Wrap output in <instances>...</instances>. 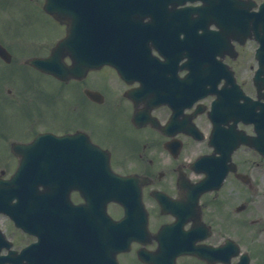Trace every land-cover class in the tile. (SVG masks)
Here are the masks:
<instances>
[{"label":"flooded vegetation","instance_id":"obj_1","mask_svg":"<svg viewBox=\"0 0 264 264\" xmlns=\"http://www.w3.org/2000/svg\"><path fill=\"white\" fill-rule=\"evenodd\" d=\"M215 1L188 5L233 8ZM253 2L251 10L264 5ZM2 6V23L9 24L10 0ZM197 34L198 43L187 47L197 51L189 53L173 45L190 42L187 35L140 38L151 44L153 59L127 67L126 78L105 64L67 82L16 67L15 37L0 34V49L10 53L0 55V177L11 178L21 161L18 183L32 189L26 197L0 200V264H112L105 216L119 219L125 209L102 197L104 190L96 194L94 152L78 137L73 148L55 138L76 132L104 149L116 172L141 178L148 232L143 237L146 226L136 213L140 221L125 227L139 240L117 253L118 264H264V155L239 145L240 136L264 133V79L259 89L254 79L258 43ZM132 56L148 57L124 53L120 59L133 65ZM239 87L250 100L240 98ZM214 102L221 105L215 133ZM241 106L249 116L240 117ZM42 133L51 135L39 148H12ZM165 241L167 259L138 257L140 249L157 253ZM182 246L189 253L171 260ZM195 249L201 255L190 253Z\"/></svg>","mask_w":264,"mask_h":264},{"label":"water","instance_id":"obj_2","mask_svg":"<svg viewBox=\"0 0 264 264\" xmlns=\"http://www.w3.org/2000/svg\"><path fill=\"white\" fill-rule=\"evenodd\" d=\"M107 1V0H105ZM103 0L98 2V7H102ZM111 3V1H107ZM45 10L49 12L54 18L58 19L61 22H65L67 25V38L62 43L57 45L51 56L44 60H32L31 62L35 66L47 70L58 77H65L66 75H71L74 73L73 68H60L58 64L59 58L58 55L62 53L61 47L68 46L70 47L71 42L77 44V51H79L82 56L84 52L92 53L90 55H95V63L104 62L105 59L102 54L106 48V44L102 43L101 39L99 43L88 42L86 38H103L106 33V28H103V25L98 23L91 24L90 19L87 18L86 10L90 9L87 0H46ZM78 36V37H77ZM81 36V37H79ZM70 52L75 55L77 53L72 47L69 48ZM100 55V58L98 55ZM62 70V71H61ZM119 179V178H118ZM112 181V179H111ZM120 186V185H119ZM111 198L115 200H120V193L115 188H112Z\"/></svg>","mask_w":264,"mask_h":264},{"label":"rangeland","instance_id":"obj_3","mask_svg":"<svg viewBox=\"0 0 264 264\" xmlns=\"http://www.w3.org/2000/svg\"><path fill=\"white\" fill-rule=\"evenodd\" d=\"M23 1V0H22ZM3 2H5V0H0V23H2L3 19H5L6 17V9L2 6ZM11 2V11H12V15L14 18V21H16V23H14L13 25H11L12 30L14 29V32L17 34V36H23V38H30V36L28 34H32L29 27L27 25H19L18 24V20L20 19L18 14L23 17L24 14H21V12H18V8L21 7L20 5L16 4V0H10ZM25 2V1H23ZM28 4L31 5L30 10L37 11V8L39 10V5L41 3V0H27L26 1ZM39 12V11H37ZM48 18V19H47ZM40 19L43 23L40 25L36 26V29L39 31V36H46L48 38L51 37H55L57 35V33H59V29L56 28V24L53 22V20H51L48 16H41L40 15ZM13 21V22H14ZM16 24V25H15ZM260 198H262L264 200V195H261Z\"/></svg>","mask_w":264,"mask_h":264}]
</instances>
